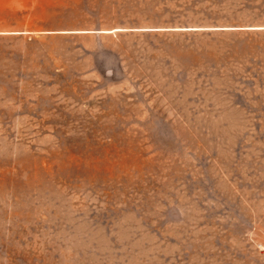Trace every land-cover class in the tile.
Instances as JSON below:
<instances>
[{
    "label": "rangeland",
    "instance_id": "obj_1",
    "mask_svg": "<svg viewBox=\"0 0 264 264\" xmlns=\"http://www.w3.org/2000/svg\"><path fill=\"white\" fill-rule=\"evenodd\" d=\"M0 264H264V0H0Z\"/></svg>",
    "mask_w": 264,
    "mask_h": 264
}]
</instances>
